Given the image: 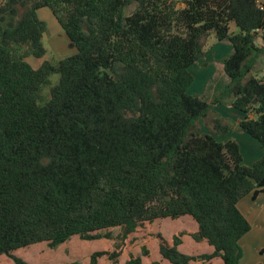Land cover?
<instances>
[{"label":"trees","instance_id":"obj_1","mask_svg":"<svg viewBox=\"0 0 264 264\" xmlns=\"http://www.w3.org/2000/svg\"><path fill=\"white\" fill-rule=\"evenodd\" d=\"M43 8L76 53L35 69ZM209 36L232 53L222 61L228 84L207 102L187 91ZM263 47L257 0H0V257L27 264L13 252L77 237L111 240L89 264H117L140 232V254L125 264H161L150 240L170 264H240L250 224L237 205L264 193V155L244 166L236 142H218L200 123L226 134L230 123L211 116L228 105L243 115L237 130L264 150V76L252 75ZM52 74L58 82L38 104ZM181 217L197 230L146 231ZM186 235L213 253H181Z\"/></svg>","mask_w":264,"mask_h":264},{"label":"rangeland","instance_id":"obj_2","mask_svg":"<svg viewBox=\"0 0 264 264\" xmlns=\"http://www.w3.org/2000/svg\"><path fill=\"white\" fill-rule=\"evenodd\" d=\"M177 4H179L177 7H183L182 3H177ZM134 9H135V4L132 3L126 8L125 13L130 14ZM37 15L46 24V32L44 33L42 38V45L45 49V55L42 59H38V60L29 58L28 63L31 65V67L37 69L43 61H47L50 64L55 65L58 61L73 56L76 53L75 48L69 42V40L64 35V33L59 29L57 24L52 20V17L50 16V12L48 10L40 11L39 13H37ZM260 65L264 66V57L262 58V63H260ZM195 66L196 65H193L190 68V72L192 76L195 77V81L187 92L188 94L191 95H199V97H202V99L206 101L208 98L210 97L212 98L214 95H216L219 92L218 90H220L219 86L221 87L223 85L221 83V80L218 79L219 81L218 80L216 81V78L218 77L216 78L214 77L213 81L211 83L209 82L206 86L204 80L210 77V75L214 73V71H212L213 68L207 67L206 69H204L206 65L204 66L201 65L200 68L198 66L196 67ZM258 69L259 67L257 66L255 71L252 72V75H255L256 77H263L260 74L261 72L258 71ZM57 82H58V75L52 74L49 77L48 84L46 86H43L41 89V92L39 94V99L37 102L38 104H42L48 101L49 91L52 87H54L57 84ZM204 86L206 87L201 92ZM207 124H208L207 122H201L200 123L201 129H207V130L210 129L208 128ZM182 218L184 217H181L176 220H170V219L156 220L154 223L146 227V231L148 229L149 232L155 234L159 233L167 238H169L172 234L177 233L181 229L192 232L193 230L191 229L190 223L186 219H182ZM251 227L253 231H251L252 230ZM263 230H264V225L262 224L260 225V223L253 222L252 225L250 224V231L252 232L251 235L252 234L255 235V233L260 232L261 234L259 235L263 236L264 234ZM112 233L116 235L118 233V230H113ZM141 234L142 233L139 232L131 237L132 240L128 241L124 249V252L119 258L117 264H125L126 257L129 253H132L134 255L140 254V247L143 244V242L136 240L135 238H137V236H140ZM147 242L150 251V259L157 260L158 257L156 256V249L158 248L157 243L151 240ZM203 245L208 246L205 243ZM242 245H240L239 243V247L242 251L241 260L248 253L249 256L247 257V261L255 259L260 261V263L262 262V264H264V244L261 246L260 253L258 252L259 248H257L256 244L252 242L247 243L245 247ZM111 250H112L111 240L101 239L98 241H82L77 237H73L70 240L66 241L65 243L53 249L49 248L46 243H40L17 250L13 252V255L21 258L27 264H89V258L93 252L111 251ZM195 253H197V255L208 254L206 249H201L200 246L197 247ZM1 257H0L1 258L0 264H14L12 260L9 259L8 257H4V256ZM245 260L246 257L244 261ZM98 264H113V263L108 261L106 258H102L99 260ZM144 264L147 263L144 262Z\"/></svg>","mask_w":264,"mask_h":264},{"label":"crops","instance_id":"obj_3","mask_svg":"<svg viewBox=\"0 0 264 264\" xmlns=\"http://www.w3.org/2000/svg\"><path fill=\"white\" fill-rule=\"evenodd\" d=\"M46 10H48V9L47 8L40 9L38 11V13L40 11H46ZM50 16L52 17V20L59 27L57 21L55 20V18L51 14V12H50ZM59 29H60V27H59ZM230 31L233 33L237 32V30L233 26H231ZM257 45L262 46L259 39L257 40ZM263 50H264V47H263ZM231 53H232V46L228 41L217 42L213 36H209L207 38L206 43H205L204 55L195 64L199 68L201 65H203V66L206 65V67L204 69H206L207 67L213 68L212 71H214V73L211 74L210 77H208L207 79L204 80V82L206 83V86L209 82L211 83L213 81L214 77L215 78L218 77V78H216V81L218 79L221 80V83L223 86L220 87L218 85L220 90L228 84L229 80L223 72L222 61L227 56H229ZM263 57H264V52L262 54H260L255 59V62H256L255 69L258 66L259 67L258 71L261 72L260 74L262 76H264V69H263L264 66L260 65V63H262ZM194 81H195V77H193V83H194ZM193 83H192V85H193ZM206 86H204L202 88V90L200 87L201 92L205 89ZM220 90H218V91H220ZM211 99L212 98L210 97L206 101L210 102ZM212 114H213V116H211V118L212 117L213 118L218 117V118H220L226 122H229L230 123V130L226 134H223V135L215 134L214 132H212L209 129L208 130L202 129V131L204 133L212 135L220 143H226L228 141L236 142L239 146V150H240V153L242 156V164L244 166H247V167L252 166L256 161H258L264 155V150L259 146L257 141L252 139L247 134L242 133V132L237 130L236 125L243 118V115L239 111H237V110L233 109L232 107L225 105V104H217V105L213 106ZM237 207H238V210L240 211V213L243 215V217L247 220V222L249 224L252 225L253 222H257V223H260V225L261 224L264 225V193L260 194L255 200H253L250 196L243 198L238 203ZM182 219H186L190 223L191 229L193 231L197 230V224L191 218L184 217ZM177 221H180V220H177ZM251 229H252V227H251ZM181 230H183V229H181ZM251 231H253V229ZM251 231H249L246 235H244L242 237V239L239 241V243H240V245L243 244L242 246L245 247L247 243L252 242V243L256 244L257 248H259L258 249L259 251L258 250L257 251L260 253L261 246L264 244V234H263V236L262 235L260 236L259 234H261V233L259 232V233H255V235L254 234L251 235V233H252ZM203 244L204 243H196L195 241H193V239L190 236L186 235V236L182 237V243L178 247V249L181 253L186 254V255H195V254L197 255V253H195V251L197 250V247L200 246L201 249H206L208 254H212L214 249L211 246H209L208 244L207 245L210 248L208 246L203 245ZM147 247L149 249L148 245H147ZM245 254H246V252H245ZM156 256H158L157 261H160L161 264H168L169 263L166 260L161 259L159 252H158V248L156 249ZM248 256H249V254L247 253L244 256V258H242V260L240 261V264H262V262L260 263V261L255 260V259L247 261ZM245 257H246V260L244 261ZM143 263H144V261H143ZM190 264H224V262L220 258L215 257L207 263L191 262Z\"/></svg>","mask_w":264,"mask_h":264},{"label":"built area","instance_id":"obj_4","mask_svg":"<svg viewBox=\"0 0 264 264\" xmlns=\"http://www.w3.org/2000/svg\"><path fill=\"white\" fill-rule=\"evenodd\" d=\"M258 8L264 10V0H257Z\"/></svg>","mask_w":264,"mask_h":264},{"label":"water","instance_id":"obj_5","mask_svg":"<svg viewBox=\"0 0 264 264\" xmlns=\"http://www.w3.org/2000/svg\"><path fill=\"white\" fill-rule=\"evenodd\" d=\"M73 46V45H72ZM254 103H255V101H254Z\"/></svg>","mask_w":264,"mask_h":264}]
</instances>
